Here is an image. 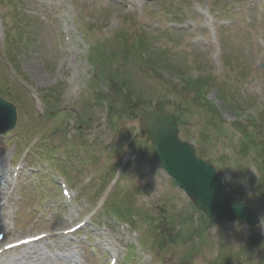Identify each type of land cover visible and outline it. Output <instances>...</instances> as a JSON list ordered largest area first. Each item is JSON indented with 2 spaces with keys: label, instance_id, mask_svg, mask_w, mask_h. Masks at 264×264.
Segmentation results:
<instances>
[{
  "label": "rangeland",
  "instance_id": "rangeland-1",
  "mask_svg": "<svg viewBox=\"0 0 264 264\" xmlns=\"http://www.w3.org/2000/svg\"><path fill=\"white\" fill-rule=\"evenodd\" d=\"M0 96V230L50 235L10 264H264V0H0ZM135 106L175 114L260 223L212 224Z\"/></svg>",
  "mask_w": 264,
  "mask_h": 264
},
{
  "label": "water",
  "instance_id": "water-1",
  "mask_svg": "<svg viewBox=\"0 0 264 264\" xmlns=\"http://www.w3.org/2000/svg\"><path fill=\"white\" fill-rule=\"evenodd\" d=\"M135 108L140 111L147 139L162 168L211 222L237 220L252 227L259 224L257 215L225 188L215 168L196 156L192 144L179 140L174 115L158 109ZM16 123V107L0 97V134L14 129Z\"/></svg>",
  "mask_w": 264,
  "mask_h": 264
},
{
  "label": "bare ground",
  "instance_id": "bare-ground-1",
  "mask_svg": "<svg viewBox=\"0 0 264 264\" xmlns=\"http://www.w3.org/2000/svg\"><path fill=\"white\" fill-rule=\"evenodd\" d=\"M2 190V189H1ZM1 193H2V191H1ZM0 207H1V204H0ZM0 211H1V208H0ZM2 213H4L3 211H1L0 212V224H2L3 223V227H6V225H5V223H4V221H5V218H6V215L5 214H2ZM39 243H41V242H38L37 244H35V245H38ZM35 245H32V246H30V247H28V248H31V247H33V249H35V251L32 253V254H28L27 256H25V259H27V260H30L31 258H33V257H35V259H37V260H40L43 256H42V252H41V250L39 249V248H37ZM4 255H7V254H4ZM3 257V256H2ZM2 257H0V259H2ZM7 261V260H6ZM6 263V262H5ZM4 263V264H5ZM69 263V262H68ZM7 264V263H6Z\"/></svg>",
  "mask_w": 264,
  "mask_h": 264
},
{
  "label": "clouds",
  "instance_id": "clouds-1",
  "mask_svg": "<svg viewBox=\"0 0 264 264\" xmlns=\"http://www.w3.org/2000/svg\"><path fill=\"white\" fill-rule=\"evenodd\" d=\"M261 227H264V219L261 221Z\"/></svg>",
  "mask_w": 264,
  "mask_h": 264
}]
</instances>
